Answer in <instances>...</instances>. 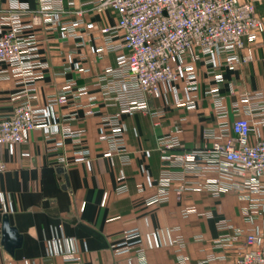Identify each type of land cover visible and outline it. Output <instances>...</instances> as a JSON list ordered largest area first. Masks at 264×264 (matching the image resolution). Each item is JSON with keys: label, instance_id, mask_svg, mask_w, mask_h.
Segmentation results:
<instances>
[{"label": "crops", "instance_id": "0c3cea01", "mask_svg": "<svg viewBox=\"0 0 264 264\" xmlns=\"http://www.w3.org/2000/svg\"><path fill=\"white\" fill-rule=\"evenodd\" d=\"M44 1L0 0V21L19 4L29 8L23 18V24L29 26L31 14L39 13ZM241 1L253 3L264 21V0ZM46 2L63 24L78 20L83 24L73 36H65L61 28L47 30L43 23L28 31L35 36L39 64L35 70L38 79L31 89L32 104L35 109H46L68 83H76L73 94L78 98L69 105L54 106L51 113L61 127L84 131L82 143L89 162H75L79 145L73 139L62 134L48 138L41 130L32 132L25 144L4 147L7 169L0 175V264H73L66 260L70 255L87 264H237L251 249L247 234L255 227L264 234V215L251 222L243 214L251 201L248 197L235 191L220 197L207 190L179 194L181 184L175 182L168 202L147 205L146 201L159 191L163 173L157 145L160 137L178 133L182 151H192L212 145L214 140L206 137L207 131L219 135L214 100L208 94L211 87L219 89L231 122L246 116L243 95L264 91V34L256 43L246 42L254 50V59L234 72L212 68L204 59L189 55L186 62L194 67L196 92L188 93L183 81L175 85V92L162 86L161 97L148 101L150 112L122 115L131 160L123 165L118 156H104L109 146L103 140L102 120L118 115L120 107L98 86L106 69L117 67L118 53L100 54L98 49L105 46L99 39L101 30L115 27L118 15L110 8L99 10L94 0ZM25 80L0 64L1 117H11L25 99ZM77 88L86 91L81 94ZM193 96L197 97L196 109L179 105ZM71 104L80 106L76 115L70 112ZM235 105L240 106L239 112ZM152 112L161 116L153 118ZM60 157L67 160L65 168L59 164ZM121 177L128 179L124 195L116 193ZM5 217L22 238L13 253L2 243ZM222 220L232 226V241L223 246L218 242L221 233L217 227ZM132 230L141 235L144 260L136 252L138 247L117 252ZM180 241L184 247L178 252Z\"/></svg>", "mask_w": 264, "mask_h": 264}, {"label": "built area", "instance_id": "2783aa9c", "mask_svg": "<svg viewBox=\"0 0 264 264\" xmlns=\"http://www.w3.org/2000/svg\"><path fill=\"white\" fill-rule=\"evenodd\" d=\"M44 2L39 13L31 14L29 26L23 24L29 8L19 4H14L11 14L0 21V64L24 76L27 83L25 99L14 114L6 118L0 116V175L7 169L2 157L4 147L27 143L30 134L37 130L43 131L48 138L62 134L64 138L73 139L79 145L75 162H89V152L82 143L84 131L72 132L61 127L51 113L54 106L69 105L71 99L78 98L79 95L73 94L76 83H68L61 95L49 100L46 109H35L32 104L31 89L38 79L35 70L39 64L35 59L37 42L28 31L33 25L43 23L47 30L61 28L62 34L73 36L76 28L83 24L81 20L63 24L46 0ZM94 3L99 10L110 8L118 15L115 27L101 30L99 39L105 46L98 49L100 54L104 51L118 53L117 67L106 69L98 86L103 87L105 95L120 107L118 115L102 120V128L106 131L103 140L109 146L104 156H118L123 165L131 160L122 115L150 112L148 101L161 97L162 86L175 92V85L183 81L188 93L196 92L195 70L186 62L189 55L193 54L197 60L204 59L212 68L223 67L234 72L254 59V50L247 47L246 42L256 43L264 34V21L257 16L255 5L241 0H94ZM77 90L81 94L86 91L85 88ZM208 94L214 100L219 135L214 130L207 131L206 137L214 140L212 145L192 151H182L178 133L160 137L157 145L162 154L163 173L158 181L159 191L146 204L168 202L175 182L181 184L179 194L207 190L214 197H220L235 191L251 200L243 214L253 222L264 215V91L243 95L246 116L233 122L219 89L211 87ZM196 102L197 97L193 96L185 103L179 101V105L194 110ZM71 105L70 112L76 115L80 106ZM235 111H240L239 105H235ZM151 116L159 118L161 113L152 112ZM59 164L63 168L68 165L64 157L59 158ZM127 183L128 179L120 178L116 188L118 195L128 193ZM252 196L255 198L251 199ZM217 227L221 233L219 244H229L231 224L222 220ZM140 238L137 230L128 231L117 252L127 253L138 247L136 252L144 260ZM246 242L251 249L242 254L237 264H264V234L260 228H253ZM179 247L178 252L184 247L182 241ZM66 260L87 264L73 255ZM180 261L183 263L185 259L180 257Z\"/></svg>", "mask_w": 264, "mask_h": 264}, {"label": "water", "instance_id": "95a60500", "mask_svg": "<svg viewBox=\"0 0 264 264\" xmlns=\"http://www.w3.org/2000/svg\"><path fill=\"white\" fill-rule=\"evenodd\" d=\"M2 243L10 253H13L22 243L21 236L15 228L11 227L8 217H5L3 222Z\"/></svg>", "mask_w": 264, "mask_h": 264}]
</instances>
